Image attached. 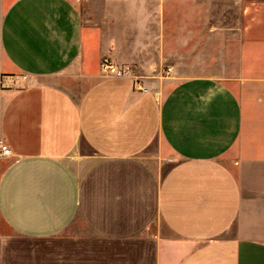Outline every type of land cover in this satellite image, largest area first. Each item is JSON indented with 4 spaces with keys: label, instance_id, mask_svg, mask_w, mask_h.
<instances>
[{
    "label": "crops",
    "instance_id": "0c3cea01",
    "mask_svg": "<svg viewBox=\"0 0 264 264\" xmlns=\"http://www.w3.org/2000/svg\"><path fill=\"white\" fill-rule=\"evenodd\" d=\"M220 1L159 99L71 0H0V264H264V0Z\"/></svg>",
    "mask_w": 264,
    "mask_h": 264
},
{
    "label": "rangeland",
    "instance_id": "374dc122",
    "mask_svg": "<svg viewBox=\"0 0 264 264\" xmlns=\"http://www.w3.org/2000/svg\"><path fill=\"white\" fill-rule=\"evenodd\" d=\"M71 1L85 29L110 49L105 58L112 63L114 56L121 59L122 68L135 76L137 85L153 78L152 88L159 99L175 81L218 71L223 50L220 25L235 20L221 16L220 0ZM137 10L158 14L134 16ZM139 72L144 76L136 75ZM67 83L80 87L76 81Z\"/></svg>",
    "mask_w": 264,
    "mask_h": 264
},
{
    "label": "built area",
    "instance_id": "2783aa9c",
    "mask_svg": "<svg viewBox=\"0 0 264 264\" xmlns=\"http://www.w3.org/2000/svg\"><path fill=\"white\" fill-rule=\"evenodd\" d=\"M101 69L103 72L108 73V74H111V73L129 74L126 68L114 67L113 63L109 62L107 58H103L101 60ZM10 152H11V149L6 144L0 141V155L9 154Z\"/></svg>",
    "mask_w": 264,
    "mask_h": 264
}]
</instances>
